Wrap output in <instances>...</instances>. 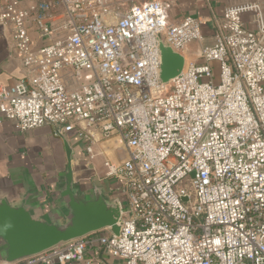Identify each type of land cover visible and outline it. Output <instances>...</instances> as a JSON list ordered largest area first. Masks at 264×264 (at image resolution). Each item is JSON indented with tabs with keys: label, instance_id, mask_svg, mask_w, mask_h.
<instances>
[{
	"label": "built area",
	"instance_id": "1",
	"mask_svg": "<svg viewBox=\"0 0 264 264\" xmlns=\"http://www.w3.org/2000/svg\"><path fill=\"white\" fill-rule=\"evenodd\" d=\"M128 1L0 0L22 70L0 86V117L21 132L75 134L87 169L104 156L121 208L119 236L99 231L13 264L78 263L90 247L124 264H264L260 4L226 6L202 63L184 61L163 83L159 44L182 55L201 42V21L173 24L159 1L121 10ZM111 140L122 159L96 150Z\"/></svg>",
	"mask_w": 264,
	"mask_h": 264
},
{
	"label": "crops",
	"instance_id": "2",
	"mask_svg": "<svg viewBox=\"0 0 264 264\" xmlns=\"http://www.w3.org/2000/svg\"><path fill=\"white\" fill-rule=\"evenodd\" d=\"M37 1L21 0V3L23 6H28ZM148 1L162 3L168 20L173 24H179L188 17L198 18L201 21L202 40L186 48L182 54L186 63H202L198 53L202 47L213 43L214 20H220L226 6L241 1L257 2L261 6L264 19V0H130L121 7V10L127 9L132 4ZM241 19L248 30L256 29L252 21V13H244ZM31 38L35 44L41 45L35 34H31ZM21 76L22 70L11 45L10 32L0 25V86H10ZM58 131V128L52 126H42L21 132L14 128L12 122L0 117V199L15 203L21 197L30 195L32 196L30 202L37 205L33 210L34 215H47L60 210L59 192L56 186L59 173L66 167V152L63 140L57 135ZM64 135L73 150L71 169L75 186L90 195L93 186L97 185L102 188L107 199L116 198L114 194L116 184L103 177L101 164L93 163L96 169L94 172L87 169V160L82 152L83 143L73 133ZM96 150L99 151L100 146H97ZM66 264L124 263L112 258L100 248L90 247L86 250L83 261Z\"/></svg>",
	"mask_w": 264,
	"mask_h": 264
},
{
	"label": "water",
	"instance_id": "3",
	"mask_svg": "<svg viewBox=\"0 0 264 264\" xmlns=\"http://www.w3.org/2000/svg\"><path fill=\"white\" fill-rule=\"evenodd\" d=\"M159 51L160 80L168 83L182 70L184 58L162 43ZM57 135L63 140L66 152V167L59 173L56 186L60 210L34 215L37 205L30 202V195L15 203L0 199L1 264L16 263L99 231L107 230L114 236L120 234V199H107L97 185L90 195L75 186L71 169L73 150L61 131ZM182 200L185 202L186 198Z\"/></svg>",
	"mask_w": 264,
	"mask_h": 264
},
{
	"label": "rangeland",
	"instance_id": "4",
	"mask_svg": "<svg viewBox=\"0 0 264 264\" xmlns=\"http://www.w3.org/2000/svg\"><path fill=\"white\" fill-rule=\"evenodd\" d=\"M34 3H36V2H34ZM216 74H217V70H214V75H216ZM115 142L118 143L117 140H111V141H108V142H104V143H102V144L100 145V148H102L104 151L108 152V150H109V152L106 153V154L109 156V158H112V157H113L112 153L110 152V148H113ZM118 145H120V144L118 143ZM108 146H109L110 148H109ZM120 146H121V145H120ZM119 151H121L120 148H119ZM103 158H104V156H99V157H97V158L92 162V164L94 163V164H99V165H100V164L102 163V161H103ZM99 162H100V163H99ZM94 164H93V165H94ZM99 165H98V166H99ZM84 168H85V166H84ZM110 181H111L112 184H115V181H114L113 179H110Z\"/></svg>",
	"mask_w": 264,
	"mask_h": 264
},
{
	"label": "bare ground",
	"instance_id": "5",
	"mask_svg": "<svg viewBox=\"0 0 264 264\" xmlns=\"http://www.w3.org/2000/svg\"><path fill=\"white\" fill-rule=\"evenodd\" d=\"M108 147H109V146H108ZM120 147H121V146L118 145V143L115 142L113 148H110V147H109V148L111 149V152H112V151H115V153H112V155H113L114 157H118V158L122 159L123 154H122L121 151H119V148H120Z\"/></svg>",
	"mask_w": 264,
	"mask_h": 264
}]
</instances>
